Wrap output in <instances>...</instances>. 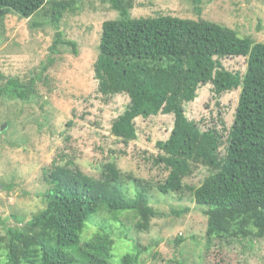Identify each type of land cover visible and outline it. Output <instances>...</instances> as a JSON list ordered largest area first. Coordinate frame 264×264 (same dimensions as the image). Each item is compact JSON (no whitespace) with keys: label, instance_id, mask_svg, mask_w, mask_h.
Listing matches in <instances>:
<instances>
[{"label":"trees","instance_id":"obj_1","mask_svg":"<svg viewBox=\"0 0 264 264\" xmlns=\"http://www.w3.org/2000/svg\"><path fill=\"white\" fill-rule=\"evenodd\" d=\"M109 1L118 17L102 22L94 77L102 95L125 93L129 97L112 122L111 133L127 144L137 138V117L172 114L170 134L156 142L160 151L152 157L153 165L165 171L156 183L157 190L176 198L189 192L195 203L207 207V248L216 238L256 243L264 237V42L204 18L132 17L133 0ZM195 1L199 10L201 0ZM76 3L0 0V25L8 14L30 19L41 9L55 28L50 54L39 73L22 81L0 72V97L34 99L37 84L46 78L61 47L70 46L77 53L76 43L66 39L60 29L64 13L75 10ZM237 56L245 58L244 71L223 65V58ZM208 83L216 97L239 90L228 128L222 119V129L201 128L186 115L185 104ZM199 166L209 173L198 185L186 183L185 178ZM98 170V175L86 173L67 153L53 160L46 172V206L26 220L23 229L10 227L0 236V264L2 257L3 264H140L142 251L133 238L127 239L132 250L119 259L114 257V245L121 237L114 234L106 217L91 234H86V228L88 221L105 211L119 222L121 214L130 215L136 219L133 226L138 232L148 230L158 215L151 205V193L144 189L152 183L127 174L128 182L149 193L141 190L127 197L120 186L125 183L124 173L114 160L100 164ZM128 189L125 192L131 194ZM120 224L125 230L123 222Z\"/></svg>","mask_w":264,"mask_h":264},{"label":"rangeland","instance_id":"obj_2","mask_svg":"<svg viewBox=\"0 0 264 264\" xmlns=\"http://www.w3.org/2000/svg\"><path fill=\"white\" fill-rule=\"evenodd\" d=\"M132 17L169 14L184 18H204L234 28L240 35L264 42V0H201L198 10L193 0H133ZM76 9L64 13L60 29L66 39L76 43L61 47L46 78L37 86V96L29 101L0 97V236L7 229L24 228L25 221L46 206L43 192L49 187L46 172L62 153L75 159L89 174L98 175L100 164L114 160L124 173L121 188L125 196L142 189L127 177L147 179L144 187L152 196L151 205L158 211L148 230L138 232L135 218L121 214L119 221L105 211L87 222L86 234L100 227L102 219L118 238L114 257L119 259L132 250L133 238L140 244V264H264V237L214 239L205 246L207 215L205 205L195 203L186 192L182 198L161 195L156 183L165 176L152 163L159 153L156 142L167 139L173 126L172 114L158 113L137 117V138L127 144L111 133V124L129 102L125 93L106 97L98 91L93 64L98 54L102 22L118 17L109 0H77ZM35 23V24H34ZM55 28L50 17L37 11L30 19L11 13L0 25V72L6 77L27 81L39 73L50 54ZM225 67L244 71L242 56L222 59ZM46 80V81H45ZM239 90L216 97L210 83L200 86L193 101L185 104L186 115L201 128L216 126L220 120L228 128L233 121ZM113 158V159H112ZM199 166L185 178L198 185L208 174ZM144 184V182H143ZM141 185V184H140ZM131 192L126 193V189ZM144 191L148 196L149 193ZM177 212H179L177 214ZM130 216V217H129ZM181 238L180 242H176ZM254 242V243H253ZM253 243V244H251ZM133 245V243H132ZM5 258H1V264ZM116 262V261H115Z\"/></svg>","mask_w":264,"mask_h":264},{"label":"water","instance_id":"obj_3","mask_svg":"<svg viewBox=\"0 0 264 264\" xmlns=\"http://www.w3.org/2000/svg\"><path fill=\"white\" fill-rule=\"evenodd\" d=\"M6 124H3V125H1V128L3 127V126H5Z\"/></svg>","mask_w":264,"mask_h":264}]
</instances>
